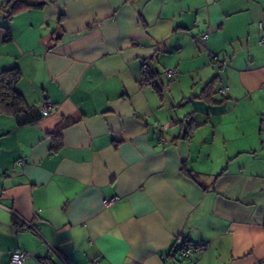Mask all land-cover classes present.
<instances>
[{
    "label": "crops",
    "instance_id": "1",
    "mask_svg": "<svg viewBox=\"0 0 264 264\" xmlns=\"http://www.w3.org/2000/svg\"><path fill=\"white\" fill-rule=\"evenodd\" d=\"M8 1L25 102L0 104V264H264V0Z\"/></svg>",
    "mask_w": 264,
    "mask_h": 264
},
{
    "label": "trees",
    "instance_id": "2",
    "mask_svg": "<svg viewBox=\"0 0 264 264\" xmlns=\"http://www.w3.org/2000/svg\"><path fill=\"white\" fill-rule=\"evenodd\" d=\"M48 3V0H9L7 2L8 12L10 15L16 14L22 10L28 8H43ZM0 7H4L0 5ZM145 76L148 77L149 74L154 75L150 71L149 63H145ZM21 78V72L18 67L11 68L8 70H4L0 72V104L5 112L14 113L18 118L24 111L21 105L25 102V98L21 92H19L16 88V84ZM215 81V80H214ZM214 81L209 83L204 89L205 97L208 98L211 102L214 100ZM155 87L159 88L155 82ZM159 92L162 93V90L159 88ZM26 115L24 117L23 122H27L33 119H40L42 114H32L30 118L29 112L25 111ZM35 117V118H34ZM60 131H56V136H59Z\"/></svg>",
    "mask_w": 264,
    "mask_h": 264
},
{
    "label": "built area",
    "instance_id": "3",
    "mask_svg": "<svg viewBox=\"0 0 264 264\" xmlns=\"http://www.w3.org/2000/svg\"><path fill=\"white\" fill-rule=\"evenodd\" d=\"M260 44H264V35L262 33V25L260 27V39H259ZM168 76L170 78H173L177 75L178 71L175 68H168L167 69ZM228 87H223L221 89V93L225 94L227 92ZM53 107L51 102H44L42 105L43 111L47 112ZM118 200V196H112V197H106L104 198V204L106 206H110L113 204L115 201ZM17 217H19L21 223L16 224L15 227L18 230H28L32 232L33 234L39 235L40 232L37 228V226L30 220L22 217L19 213L12 211ZM55 253L61 257L60 252L53 248ZM206 251V244L205 243H196V244H188L184 243L182 244L179 249H178V255L185 260H188L192 263H195L197 257L199 254H203ZM30 253L26 252L22 249H15L12 253L10 263L9 264H24L26 260L29 258ZM63 261L66 263V261L63 259Z\"/></svg>",
    "mask_w": 264,
    "mask_h": 264
},
{
    "label": "rangeland",
    "instance_id": "4",
    "mask_svg": "<svg viewBox=\"0 0 264 264\" xmlns=\"http://www.w3.org/2000/svg\"><path fill=\"white\" fill-rule=\"evenodd\" d=\"M163 79H164L165 87H168L172 84V81L171 82L170 80L168 81L164 76H163Z\"/></svg>",
    "mask_w": 264,
    "mask_h": 264
}]
</instances>
